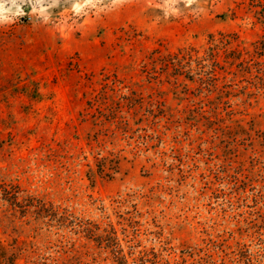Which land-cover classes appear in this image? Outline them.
I'll use <instances>...</instances> for the list:
<instances>
[{"label": "rangeland", "instance_id": "rangeland-1", "mask_svg": "<svg viewBox=\"0 0 264 264\" xmlns=\"http://www.w3.org/2000/svg\"><path fill=\"white\" fill-rule=\"evenodd\" d=\"M72 3L0 26V263L115 264L78 223L174 264L248 241L264 203V0Z\"/></svg>", "mask_w": 264, "mask_h": 264}, {"label": "trees", "instance_id": "trees-1", "mask_svg": "<svg viewBox=\"0 0 264 264\" xmlns=\"http://www.w3.org/2000/svg\"><path fill=\"white\" fill-rule=\"evenodd\" d=\"M215 85V84H214ZM216 115V114H215ZM216 117H219L216 115ZM245 178V174L243 172H239L235 179L239 180ZM243 181V180H240ZM245 185L244 183H242ZM246 186H243L242 190L243 193L246 191L244 189ZM253 201H255V208L252 212H249L248 218L250 219L249 223L246 224L247 230L251 231L252 233L250 237H246L248 241H236L235 246L232 244L223 243L222 246L218 244L221 243L219 241L213 240L210 244L209 248L204 250L203 254H199L197 257L192 258L191 260H186L183 262H177V264H264V234L262 233L264 229V214L262 212L264 203L258 200L256 194L253 197ZM261 217L262 223H259V218ZM263 217V218H262ZM263 224V225H262ZM77 225V224H76ZM84 226V227H83ZM80 229V233L85 234L90 241H93L95 244L96 242L100 243L105 251H110L113 256V262L115 264H131L132 259H139L141 264H174L175 261L173 260L170 262L167 258H165L162 253L157 252L154 248L149 247L145 244H142L140 240L136 241V238L133 237L132 240L129 242H123L120 238L116 237L114 234L116 232H110V235H107L105 239L99 240V234L93 232L91 236H87L86 233L82 231H86L88 228L83 224H79L77 226ZM83 228V230H82ZM253 236V237H252ZM253 239H252V238ZM256 240V243L253 245L252 243ZM258 240V241H257ZM123 242V244H122ZM135 242V243H134ZM128 244H130L128 246ZM2 245V244H1ZM0 245V246H1ZM3 248V246H1ZM127 247H132L135 252H125ZM203 252V251H201ZM131 253V254H130ZM112 258V256H111ZM97 259H91L93 263L96 261L99 262L97 264H104L107 260H103L102 262L97 256ZM163 260V261H162ZM11 264H15V260L12 257ZM1 264V263H0Z\"/></svg>", "mask_w": 264, "mask_h": 264}, {"label": "clouds", "instance_id": "clouds-1", "mask_svg": "<svg viewBox=\"0 0 264 264\" xmlns=\"http://www.w3.org/2000/svg\"><path fill=\"white\" fill-rule=\"evenodd\" d=\"M63 0H0V26L10 24L18 17H23L28 15L31 19L35 15L37 20L43 23H48L51 19V12L49 9L60 7ZM98 2L102 0H73L72 10L75 14H82L83 11L88 7H95ZM126 0H111L113 6L123 4ZM180 0H165V3L169 5H175L179 3ZM197 0H184V3L191 6L196 3ZM30 5L31 11L26 12L25 6ZM178 15V9L175 7L166 10L165 16L169 14Z\"/></svg>", "mask_w": 264, "mask_h": 264}]
</instances>
